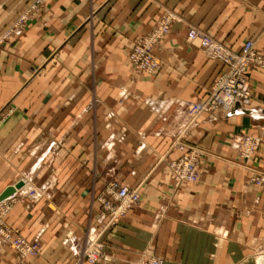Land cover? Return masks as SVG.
I'll list each match as a JSON object with an SVG mask.
<instances>
[{"label":"crops","instance_id":"obj_1","mask_svg":"<svg viewBox=\"0 0 264 264\" xmlns=\"http://www.w3.org/2000/svg\"><path fill=\"white\" fill-rule=\"evenodd\" d=\"M33 1L0 0V194L24 181L5 221L41 248L21 256L0 243V264H73L88 239L102 258L84 264H250L264 253V180H252L264 175V134L248 161L235 146L261 135L264 69L248 70L251 105L198 113L225 66L187 35L195 26L234 51L252 40L264 55V0H44L8 35ZM167 12L159 68L136 72L134 42ZM181 144L203 151L195 182L171 177ZM114 181L141 200L108 224L97 197Z\"/></svg>","mask_w":264,"mask_h":264},{"label":"built area","instance_id":"obj_2","mask_svg":"<svg viewBox=\"0 0 264 264\" xmlns=\"http://www.w3.org/2000/svg\"><path fill=\"white\" fill-rule=\"evenodd\" d=\"M43 1L34 0L7 34L20 32L31 11L40 7ZM175 19L174 13H165L149 33L140 36L134 42L129 53V61L136 72L153 73L159 68L160 61L155 54V48L171 32ZM187 35L191 40H199L209 58L217 59L225 66V69L212 81L206 98L193 105L194 111L205 112L210 117L217 118L228 115L236 106L251 105L253 96L248 70L251 67L264 69V55L257 52L254 42L248 40L241 51H234L195 26L189 27ZM2 39L4 37L0 38V43ZM259 128L264 131V117ZM235 140L243 141L247 153L256 149L261 142L260 138L249 135H243V137L240 135L235 137ZM180 148L185 149V152L170 163L171 177L176 182H195L200 176L203 151L199 147L188 144H181ZM256 179L258 184L264 180L262 177ZM98 200L107 215L108 224H112L128 209L138 205L141 195L138 189L114 181L108 185L106 194L99 196ZM9 209V202L5 200L0 202V243L10 244L21 256L38 255L41 248L40 242L28 241L18 229L6 223L5 215ZM101 258L102 251L99 246L88 239L76 250L73 264L95 263ZM143 264H163V260L156 256H148Z\"/></svg>","mask_w":264,"mask_h":264},{"label":"rangeland","instance_id":"obj_3","mask_svg":"<svg viewBox=\"0 0 264 264\" xmlns=\"http://www.w3.org/2000/svg\"><path fill=\"white\" fill-rule=\"evenodd\" d=\"M259 130H260L261 135L258 134V135H249V136H256V137L260 138V141H262V134H264V131H262L260 128H259ZM243 135H248V134H241L242 137H243ZM236 137H240V135H236ZM235 146L238 149L240 155H242V157L244 158V160L248 161V160H250L252 158V156L257 151V149L259 148L260 145H258L256 149H254V150L252 149V151H250L249 153H247L248 151L245 148L246 146L243 144V141L236 142ZM196 147H198V146H196ZM258 177L259 178H261V177L264 178V175L262 173H260L256 177L252 178L253 182L256 183V184H258L257 181H256L257 180L256 178H258ZM33 192L34 191H32L30 194H34V195H31V196L36 200V198L39 197L41 195V193H39V192H34L33 193ZM104 194H106V191L100 193L98 195L97 199L99 198V196L104 195ZM2 244L11 246L8 243H2ZM163 264H164V262H163ZM250 264H264V253L256 254L255 256L251 257Z\"/></svg>","mask_w":264,"mask_h":264},{"label":"water","instance_id":"obj_4","mask_svg":"<svg viewBox=\"0 0 264 264\" xmlns=\"http://www.w3.org/2000/svg\"><path fill=\"white\" fill-rule=\"evenodd\" d=\"M24 181H19L13 186L7 187L1 194H0V202L7 199L8 197L14 195L18 189L24 186Z\"/></svg>","mask_w":264,"mask_h":264}]
</instances>
